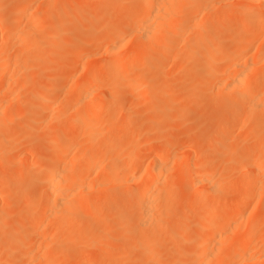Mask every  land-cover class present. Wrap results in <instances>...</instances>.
Listing matches in <instances>:
<instances>
[{
	"label": "rangeland",
	"instance_id": "374dc122",
	"mask_svg": "<svg viewBox=\"0 0 264 264\" xmlns=\"http://www.w3.org/2000/svg\"><path fill=\"white\" fill-rule=\"evenodd\" d=\"M28 1L29 0H3L0 3L3 10L2 19H0L2 20L0 23V28L2 27L5 34H7L9 40L8 45L11 44L9 45V48L8 46L6 47L8 50L1 54L2 61H6V59L8 60L11 57L13 58L17 51L21 49V44L24 46V42L27 43L25 44L27 47L24 49L22 48L23 54H28V57H25L28 60L25 62V65L23 63L22 65L19 64L17 66L21 73L24 72L25 75L24 77L19 78V83L21 81V85H23V91L21 89V91L24 92L23 96L21 95V92H19L17 95L22 96L19 97V100H17L18 98L16 97V94H10L7 97V100L9 97H16V99L14 98L16 101L12 99L13 102L15 101V104L17 103V108L15 111L16 113L14 111V113H12V111L9 110L11 113L3 112V114H0V122L2 123V125L0 123V133L3 136L0 137V146L2 147L3 145H7L11 148V152L8 154L3 156L0 155V191L3 192L2 198H0V264H25L23 263V259H25L24 257L27 255L26 253H28V255L34 254L33 261L36 262V252L42 253L47 247H49L46 250L51 249V251L49 254H47H56L57 248L59 246L70 247L69 249L75 255H78L82 252L84 253V251L87 250V254L84 256L85 259H83L84 257L81 258L82 260H85L86 263L83 261L85 264H88L87 261L90 258L91 259L89 261L95 260L97 263L108 262L109 264H121L128 258L126 260L128 262L127 264H141V257L144 248L142 243L139 241L138 236L135 235L133 237L117 240L112 235H114L115 232H122L130 236L133 233L136 234V232L139 230V227L136 224H131L127 229H124L122 218H124L126 215V209L124 208L126 203H132L131 205L135 207V199L132 197V202V199H130L131 197H127V195L133 196L136 193L134 191L137 190L136 186L141 185L143 181L145 182L149 179V177L147 178L146 175L148 176V172L152 167V160L157 155V153L161 154L162 152V150H160L162 148H159L160 146L158 143V147L156 144H153L155 145V153H153V149L151 147L154 146L151 145L150 147V141L173 142L176 144V152L175 150H172L174 153H171V160L176 153V158H181L183 156V161H186L187 159L190 162V166L194 162L196 166H200H197V169H192V171L194 170V174H196L195 171H197L198 175H192L193 172L189 171L183 172L185 174H180L179 172L182 170V168L180 170V167L177 168V170H179L177 174V166L175 165V167L173 163L171 164L170 160L168 162L169 165L165 167L166 170H162L163 173L161 174L163 176H161L162 180L159 181V185L169 192L167 198L169 202L167 204L169 205L167 206L165 213L162 214L161 218L159 219L161 222H159V228L163 231V235L161 245L159 248L157 247L156 250L157 259L152 261H158L160 264H195L196 260H194L190 254L194 250L199 251L203 237L199 233L188 230L190 228L205 227L209 218V215L206 213V207L208 206L209 202H204L202 208L200 209L193 205V199L200 190V186L196 179H198L201 174H204L202 165H204L206 168L205 172L212 170L214 172L213 175L215 172L219 173L216 174L217 178H214V176L211 174L209 175H211L212 180L217 183V186L219 183L222 191L225 192L224 203L225 207H227L232 200V197L239 191L240 182L242 179L246 175H249L247 174L249 169H247L245 165H249V161L250 163L254 164L252 157H254L253 160L256 161V164L264 162V109H262L264 107L259 106L261 104L264 105V98L261 100V102L259 101V107L257 106L256 110L254 109V112L249 114V108L247 107L246 99L240 101V105L238 107L233 105L232 100L235 101L237 99L236 96L240 94L238 91H232L233 96L234 94L239 93L238 95L234 96V99H232L233 96L232 93H229V89L227 90V88L223 89L219 87L222 85L221 82L228 83V81H230L229 79L232 78L231 76L229 79H227V81L225 78L228 75H232V71L231 73L229 71L230 74L227 73V76L223 75L221 77L220 75L214 74L207 82H205V79V81L203 80L205 68L204 61L206 62L207 60L209 62L212 56L209 51L206 50V45L210 46L208 47L210 48V51H214L213 55L216 54V62L215 64L212 63L214 66L210 63L211 61L206 63L215 67L216 70H219L225 63L233 59V57L237 54L231 46V38L236 36V41L239 42L240 39L246 38L250 35L252 30L257 28L253 22H246L238 19V7V10H236L234 15L232 12V14L228 13L230 12V6H238L235 4L236 2H239V5L242 3L244 4H242L243 7L242 5L239 6L240 9H246L244 8V6L246 7L245 3L240 0H219L220 2L216 0L214 3V0H211V5H209L208 8H211V12H209V10L205 11L206 13L203 15L205 16L208 12L207 16H214L213 19L211 18V20L215 21L213 22L209 20V17L208 20L210 23L206 24L209 21L206 20L207 16H205L204 22H207L204 23L206 26H203L205 30H202V33L193 27L192 30L189 29L190 31H187V33L185 32L182 37H169L168 35L167 38H164L163 32L160 33L157 39L156 48L147 49L142 45L139 47H134L133 44L137 39H135V32L133 31L134 33H132L131 31V33L127 35H122V37L125 36L124 38L127 41L123 40V38L121 40L123 43H115V47L117 45L119 46L118 49L113 46L114 50H111V43H106L99 40L95 41L94 38L99 39L101 31L109 27L111 24H113L115 28L114 30L117 32L121 26H123V24L135 20L137 13L141 9L139 5H141L144 0H93L90 2L86 0V2L84 0H69L66 4H62V0H37L36 2L32 3V5H30L32 8L28 7L29 10L24 8L25 5H22L23 7H21L24 8V10L26 9L25 11H22L21 7L19 6L20 11L17 16L19 25L15 30L11 22L12 18L14 17L13 15L15 10L17 9L18 5L24 3L27 4L26 2ZM39 4L40 6H37ZM185 5V8L188 9H192L196 6L191 2L184 3L183 6ZM253 7L254 10H256L257 6L253 5ZM223 10L225 11L224 13L227 12L225 17H228L230 14L228 18L231 23L226 20L224 22L223 20L219 21L218 18L222 15L221 12ZM215 15L216 17L218 16L217 21L215 19ZM35 16H37L36 19H34ZM28 18H30V23H33L32 19H34L36 23L35 25L42 27L41 31L39 30V27L35 28L34 30H26L23 27L25 29L24 30L22 26L25 24L26 27V20ZM193 22H195L196 28V23L198 22L197 20H181L179 23L180 30L184 32L185 28L194 25L192 24ZM22 23L24 24L22 25ZM240 25L245 26L244 30L240 29ZM54 28L57 29L55 32L56 38L52 37ZM260 28L263 31L262 33H264V23ZM195 30L198 32V36L196 35V37L193 35ZM203 33L205 35H203ZM262 37H264L263 34ZM195 39L199 41L198 43L202 44L204 42L205 45L200 44L199 47V44L197 45ZM208 39L210 41H208ZM164 40L167 41V43L173 48L169 54L161 57L163 52L160 44ZM13 42L15 43V46L17 42L19 45L15 47L12 44ZM126 42L127 46L125 45ZM119 44L122 47L125 45L123 47L124 49ZM120 47L121 49H119ZM198 47L202 50H199ZM15 49H17V51ZM252 50H250L251 52H249L244 59L247 57L249 58V56L252 58L254 54L257 56L256 54L258 52L254 51L255 47L254 50ZM131 51L133 53L135 52L136 54L134 53V55L137 56L136 58L138 61H136L135 64V73L138 72L137 75L133 74L131 76H127V78L123 77L124 80L122 77H118L119 79H116V76L112 80L115 81L116 79V81L112 83L113 85L111 82L104 83V81L107 79L103 80V83L101 84L105 85L108 83V86L110 84L112 86L116 85L115 88H126L128 91L131 90L132 92H136L139 89L138 93L140 95H138L143 99V101L141 99V102L148 101V104L147 102H144L136 108H129L128 106L126 107V103L124 101L127 102V95L125 96L126 98L124 95H122L117 100L105 104L103 107L104 112L116 113L118 115V120H122L125 114H127V119L129 117V121H127V125L125 124L124 126L119 127L120 129H117V132H107L105 137H100L99 133L104 128V131L110 130L113 121L112 123L111 121H100L95 123L94 126L98 132L97 134L95 132L96 135L94 134L93 139H91L93 142L91 143L102 144L100 142H108L109 144L110 139L114 138L115 136L122 138L121 134L122 136L124 134L123 137H126L125 135H127V133L130 134V132L133 131V134L137 131V135H135L137 137L134 136L136 141H134L132 137L133 135L129 136L128 134V136L133 139V144L135 142L136 146H139L138 144L144 141L141 144L144 146L146 142V144L149 143V146H140V148H143V151L138 150L136 152L137 154L133 153L130 155V157L126 156L121 159L118 158L119 160L114 157L112 160H107L110 161L108 162L107 166L104 164L106 161L102 166L104 167L103 169H105L104 172L106 173H110L109 168L114 166L116 168L122 166V164L125 166V163L129 161L130 163L131 161H133V163L136 161L137 163H141L142 166L136 175L130 176L127 174H117L118 176L116 177V175L113 176V174H111L108 178L109 175L104 173L102 174V179L100 178L98 181H102V183H105V185H100V182L96 186L95 184H97L98 181L93 185L89 183L91 186L88 184L87 189L92 190L88 191L90 195L88 196L87 194V198L85 195L84 197L82 195L81 197L79 196L78 199L81 198L80 200L83 201V204H86V207L83 206V210L88 212L87 214L90 215L89 217L93 222L91 226L93 228L91 226L86 228L85 226H76L75 228H71L72 226L70 227L69 225L67 228L61 229L62 231L64 230V233L66 232L65 234L62 233L64 235L62 239L64 242L57 243V239L54 244L51 243L52 247H50V243H38L37 237H39L40 234H44L45 236L50 234L49 236H51L53 231L56 233L57 230V233L59 234L60 229L58 228L56 222L62 216V213L57 210L58 212H56L59 216L56 217L57 214L53 216L54 213L51 215V211L56 210L53 209V206L51 207L48 205L47 207L38 203L36 200L27 201V198L29 194H33V196L36 198H39L44 194L46 182L49 178V172L57 162L61 148L71 139L73 134L78 133L79 131V127L76 126L73 128L72 123L74 120V115L71 110L74 101L73 96L79 95L78 93H80V91L85 87L83 83H77V81L80 79L79 75L85 74V72H88L92 67L100 66L101 68H104L103 64H105V60L111 55L124 57L125 54H130L131 56ZM126 52L129 53L127 54ZM207 55L209 56L208 59L210 60L207 59ZM177 58L180 59V63L183 62L182 65L185 64L184 67L181 65V68H177L180 67V63L178 64L177 62L179 59ZM253 58L252 60L249 59V62L254 61ZM173 60L174 62H177L179 66L177 65V67H175V69L177 68L175 72H173V69V73H170L168 76H166L164 71L169 66V62L172 63ZM249 62L247 63L248 66L246 65L249 67L248 72L251 71L250 66L252 67ZM253 67V71L251 72L254 74L255 71L256 78H259L260 80L262 79V82L264 80V71L258 70L259 72H257V64L253 65ZM253 74L252 77H255ZM248 75L250 76L251 73H248ZM221 78L222 81L220 80ZM250 79L253 83L254 81L252 80L254 78H251L250 76ZM102 85L101 89L99 87V89L97 88L98 90L96 89L97 94L106 93V87L108 86L105 87ZM129 85L130 89L127 88ZM103 87L105 89H103ZM59 89L68 91V95L63 98H58L57 90ZM126 89L125 91L127 92ZM2 91L3 89L1 88L0 93ZM250 91L252 92L253 90ZM144 94L147 95L143 98ZM1 95H3V92ZM190 95L191 97H189ZM122 97H124V99ZM239 97L240 95L238 98ZM86 101L87 100L84 101L82 99H78L77 102L84 104ZM13 102L10 101V104L12 105ZM14 103L12 105L13 108L16 107H14ZM87 103L88 102L85 104ZM258 108H260V110H258ZM186 111H191V115L188 117V119H184L183 117V114ZM253 114L254 116L251 118L250 115ZM247 119L250 121V124L245 129H227L231 125H237L242 120L247 121ZM95 127H93V129ZM138 127H140V130H138ZM59 128L65 131H70L72 128L73 129L71 133L67 132L68 134H66L64 138L57 141L56 143H53L52 138ZM2 129L4 130L3 132L5 135H3V132H1ZM224 129L225 131H223ZM139 131L141 133L140 136L138 135ZM220 131L223 132L220 133ZM145 135L147 136L146 138H148L147 141L145 139ZM137 139H142V141H138ZM137 141L140 143L137 144ZM177 141L179 142L177 143ZM193 142H197L195 148L192 145ZM237 143H239V145ZM115 146L116 147H109V149L107 147L108 151L113 153L111 154L112 158L113 155L116 156L114 153H119V147H121L119 150L123 149V147L120 145L117 146L116 144ZM53 147L56 149V155L54 157H49V153ZM78 148V146L76 148V145L75 147H72V153H76V155L77 153L79 154L80 151L77 150ZM190 148L193 150L189 151ZM229 149H231L232 152ZM186 151H188V156ZM248 151L250 153H247ZM182 152L185 154H182ZM206 152H212L215 155L212 157L206 155L203 156V162L202 158L199 156H202V153L206 154ZM72 153L71 155L74 156L75 154ZM179 153L181 156H179ZM251 153L252 156H250ZM254 154L255 156H253ZM186 156L187 158L184 160ZM241 156H246L248 158V162L245 160L247 164L243 163L245 161L241 162L242 160L239 158ZM249 157L251 160H249ZM73 158V163L79 159H76V157L74 159ZM182 158L180 159L181 162ZM199 158H201L200 162H203L204 164H200L198 160ZM245 158H243V160ZM191 161L193 163H191ZM24 163L27 164L25 171L22 173H17L16 170L18 167ZM256 164H254V166L259 165ZM191 167H193V165ZM69 168L66 171L61 170L60 172L62 176H66V179L67 177L70 178L72 175L70 174L72 172V165L71 169ZM222 172H224L225 175ZM262 173L264 174V167ZM262 173L260 179L264 178ZM205 175L206 174H204L203 177H205ZM171 176L173 177L171 178ZM193 177H195V180ZM111 178L114 180L117 179L118 181L115 180V182L111 185V183L107 182V179L110 182ZM263 182L264 181H260L256 188L258 191V188L263 189L262 194L264 192ZM89 187L92 189H89ZM73 189H71L73 192L68 190V193H71V196H69V194L67 196L71 198L73 197V194L78 188L74 186ZM256 190L255 194L258 195L260 191L257 192ZM127 191L128 193H125ZM6 196L7 198H5ZM158 196L156 197V204H160V201L163 199L162 195ZM69 197L68 199H71ZM253 198L256 199L255 196ZM85 199L87 201L89 200V203L90 200H92V203H85ZM128 199L131 201H128ZM94 201L95 203H93ZM252 201L256 203L255 200L252 199ZM97 202L98 204H96ZM262 203L264 204V200H262ZM220 214L225 215L227 212L223 210L220 212ZM54 217H56V220ZM75 217L76 216H71L68 219L73 222L76 220ZM53 220L55 221V224L52 222ZM47 221L49 223L52 222V226H50V228L53 227L51 228L52 231L50 230L51 233L48 230L50 224H47L48 227L45 224ZM43 225H46L45 229ZM105 227H108V232H111L112 235L111 233H106L105 230L107 229H104ZM68 228L71 229L68 230ZM47 230L49 234H47ZM23 232H25V235ZM68 235H71L72 238L71 236V239H69V237L66 238ZM59 236H61V234ZM94 238L97 239L95 240ZM25 239L29 242V245H31V247L29 246L27 250L23 246ZM95 245H99L98 248L94 249ZM243 247L244 246H242V248ZM40 248H42V251ZM242 248L240 247L237 250L240 251ZM30 249H32L33 254L31 253ZM239 251H237V253ZM199 252L201 253V251ZM88 254L89 256H87ZM233 254L231 257H235L237 255L236 252V255L233 256ZM148 264H157V262H151Z\"/></svg>",
	"mask_w": 264,
	"mask_h": 264
},
{
	"label": "bare ground",
	"instance_id": "6f19581e",
	"mask_svg": "<svg viewBox=\"0 0 264 264\" xmlns=\"http://www.w3.org/2000/svg\"><path fill=\"white\" fill-rule=\"evenodd\" d=\"M1 1H3V0H0V3H1ZM36 1L37 0H29L28 2H26L27 4L24 3L21 5H18V7L15 10V13L13 15L14 17L12 18V21H11L12 26L15 30H16L17 26L19 25L18 21H17V16H18L19 11H20L19 8L22 5L23 6L25 5L24 8H27V10H29V8L31 7L30 5H32V3L36 2ZM68 1L69 0H62L61 3L66 4ZM86 1L90 2L93 0H86ZM215 1L216 0H214V3H215ZM236 1H238V0H236ZM240 1H243L245 3L246 7L244 6V8H246V9L242 8L244 5L243 3H242L243 5L242 4L239 5L238 4L239 2H236L235 4L238 6H235L233 3L234 6H230V8H229L230 12H228V13L232 12L234 15V13H236V10H238L237 9V7H238L239 8V11H237V12H239L238 13V19H240L242 21H246V22H253L257 28L252 30L250 35L247 36L246 38L240 39L239 42L236 41V36H233V37L231 36L232 38H231L230 43H231V46L233 47V49L236 51L237 54L233 57V59H231L227 63H225L221 67V69H219V70H216L215 67H213L214 66L213 64H215V62H216V56H215L216 54L213 55L214 51H210V48H208L210 46L206 45V47H205L206 50L209 51V53L213 56L212 57L210 55L211 56V60H210V59H208L209 58V56H208L209 54H208L207 59L211 61V62L209 61L211 64L213 63L212 64L213 66H211L210 64L208 65L207 63H209V62L207 60H206L207 63L204 61L205 68H204L203 80L205 79L206 81L205 80L204 81L207 82L210 79V77L213 76L214 74L220 75L221 77L223 75L227 76V73L230 74L232 71V75H228L227 77L225 76L226 78L223 77L227 81V79H229V77L231 76L232 78L229 79L230 81H228V83L227 82H225V83L221 82L222 85H220L219 87L223 88V89L227 88V90L229 89V93H232L233 90L238 91L240 93V94L238 93L240 95V97L238 98L239 95L237 93L234 94V96H236V95H238V96H236L237 99L235 98L236 99L235 101L232 100L233 105L235 107H238L240 105L239 102L242 101L243 99H246L247 100V102H246L247 107L249 108L248 113L252 114L254 112L253 110L254 109L256 110L257 106L259 105V101L261 102V100H263V98H264V80L261 82L262 79L260 80L259 78H256V75H255L256 72L254 71V74L251 72V71H253V69H252L253 65H256V64H257V68H256L257 72L262 71V70L264 71V37H262V34L264 36V33H262L263 31L260 28L264 23V17H263V15H264V4H263L264 2L263 1L264 0H240ZM190 2L194 3L196 6L192 9L185 8L187 4L185 6H183L184 3H190ZM210 2H211V0H144L141 3V5H139V7L141 9L137 13V17L135 20H133L132 22L131 21L126 22L125 24H123V26H121V28L117 32H115V30H114L115 28H114L113 24H111L109 27H107L101 31V34L99 35V39L94 38V40L95 41L99 40L102 42L111 43L112 44L111 50H114L113 48L115 47V43H120V42L123 43L121 40L125 36L122 37V35H127V34L131 33V31H132V33H134V32L136 33V34L134 33V35L136 36L135 39H137L133 44L134 47H139L142 45V46H145V48H147V49H154V48H156L157 39H158L160 33L164 32L163 36H164V38H167L168 35H169V37L170 36L182 37L183 34H185V32L187 33V31H190L189 29L192 30L193 27H194V29H197V31H199V32H201L202 30H205V28H203V26L204 25L206 26V24H209L210 23L209 20H211V18L213 19V17H214V16H209L210 19L208 20L209 17L207 16V14H208V12H207V14L205 16H207L206 20L209 22L208 23H206L207 21L204 22L205 16L203 14L206 13L205 11L209 10V12H211L210 11L211 8L208 9L209 5H211ZM229 5H231V4H229ZM241 5H242V7H241L242 9H240V7H239ZM253 5L257 6L256 10H254ZM37 6H40V4ZM22 7H21V10L25 11L26 9L24 10V8H22ZM225 10H228V9H225ZM224 12H225L224 10L221 12L222 15L218 18L219 21L223 20V22H224L226 20V21L230 22L229 18H228L230 16V14L228 15V17H225L227 15V12L226 13H224ZM2 15H3V10H2L1 5H0V19H2ZM36 17L37 16H35L34 19H36ZM217 17L215 15L216 21H217ZM30 18H28L26 20V27H25V24L22 23V25L24 24V26H22V28L24 27L26 30L27 29L34 30L35 28L39 27L38 25L37 26L35 25L36 23H35L34 19H32L33 23H30L31 22ZM32 18H33V16H32ZM184 19L189 20V21L197 20L198 24L196 23V28H195V22H193L192 24H194V25H191V26H188L187 28H185L184 32L181 31L180 27H179L180 26L179 23L181 20H184ZM1 21L2 20H0V23H1ZM28 21H29V23H28ZM211 21H213V20H211ZM204 23H206V24H204ZM233 23H234V21H233ZM42 24H43V22H42ZM39 25H41V24H39ZM0 26H1V24H0ZM240 26H241L240 29L244 30L245 26L244 25H240ZM1 29H2V27L0 28V90H1V88L3 89V91H2L3 95H1V93H2L1 92L0 93V114H3V112L7 113V112H9V110H11L12 113H14L16 111V108H17V106H16L17 103L16 104L14 103L16 101L15 100L16 97L18 98L17 100H19V97L23 96V93H24V92H22L23 91V89H22L23 85H21L22 84L21 81L19 83V78H22L25 75H24V72L21 73L20 69H18L17 66L19 64L22 65L23 63L25 65V62L28 61L25 57L26 56L28 57V54L26 52H25L26 54H23V49L25 47H27V46H25V44H27V43L24 42L25 41L24 40L23 41L25 43L24 46H23V44H21L22 47L20 50L17 51L18 48L15 49L17 51V53L15 56L13 55L14 56L13 58L11 57L12 59L10 58L8 60L6 59V61H2L1 54L4 51L8 50V48L10 47L9 45H11V44L8 45L9 40H8L7 34H5L3 29L1 31ZM41 29H42V27L40 26L39 30L41 31ZM28 31H27V33H28ZM56 31H57V29L54 28L53 29L54 33H52L53 34L52 37L56 38V33H55ZM197 31L195 30V32L193 34V35H195L194 37H196V35L198 34ZM236 33H237V31H236ZM96 35H98V34H96ZM134 35H132V36H134ZM203 35H205V34L203 33ZM132 36H131V38H132ZM29 37H30V35H29ZM52 37H51V39H52ZM123 40L127 41L125 38ZM165 40L162 41V43L160 44L161 45L160 47H162V52H163L161 57H164L166 54H169L171 52V49L173 48ZM195 41H196L197 45L199 44V47H200L201 43H198L199 41H197L196 39H195ZM208 41H210V40L208 39ZM29 43H28V45H29ZM12 44L14 45L15 43L13 42ZM126 44H127V42L125 43V45ZM17 45H19L18 42H17L16 46ZM125 45H123V47ZM201 45H205L204 42ZM7 46H8V48H6ZM118 47L119 46L117 45L115 48L118 49ZM121 47L119 49H121ZM254 47H255V50H254ZM252 48L254 51H256L258 53L256 54L257 56H255V54L253 55V53H252V55L254 56V58L252 56L254 61L249 62V59L252 60V58H250V56H249V58L247 57L248 59L247 58L244 59V58L246 57V55H248L249 52H251L250 50H252ZM199 50H202V49L199 48ZM203 51H204V49H203ZM126 53L128 54L129 52H126ZM131 53H132L131 56H130V54H128V55L125 54L126 57L125 56L124 57L123 56L117 57V56L111 55L110 57H108L105 60V62H104L105 64H103L104 68L103 67L101 68L100 66L99 67H92L88 72L86 71L87 73L85 72V74L79 75L80 79L78 78L79 81H77V83L81 82L85 85V87L82 89L83 91L81 90L82 92L80 91V93H78L79 95L73 96L74 101H73V105L71 107V110H72L73 115H74V120H73L72 125H73V128H75L76 126L79 127V131H78V133L73 134L71 139L68 142H66L63 145V147L61 148L60 155L57 158V162L55 163L52 170L49 172V178L47 179V182H46L44 194L42 196H40L39 198L34 197L33 194H29L28 198H27V201L36 200L38 203L45 205L47 207H48V205H50L51 207L53 206L54 207L53 209H56V210L51 211L52 212L51 215H53V213H54L53 216H55L57 214L56 217H58L59 216L57 213L58 211L62 213V216L56 222L58 228L60 229L59 234L57 233L58 232V230H57L56 233H54V231L52 233L55 235L51 234V236H49L50 235L49 232H50L51 228H53V227L50 228V226H52L51 223L54 222V224H55V221L53 220L51 223H49L48 221H47V223L44 222L46 225L48 223L50 224L49 229H48L49 232L47 230V232H48L47 234H49V235L45 236L44 234H42V235L40 234V236L37 237L38 243L39 242H44V244L50 243V247H52L51 243L54 244L57 239H58L57 243L64 242L62 239L64 236L63 234H65L66 232L64 233L63 232L64 230L62 231L61 229H65L69 225H70V227L72 226L71 228H75L76 226L77 227L85 226V228L91 226L93 223L92 219L89 217L90 215L87 214L88 212L83 210V206H85L86 204H83V201L80 200L81 198L78 199L79 196L81 197L83 195V197H84V195H85V197H86L87 194L89 196L90 194L88 191H92V190L87 189L88 184L91 183V185H93V184L97 183V181L100 180V178L102 179V174L106 173V172H104L105 169H103L104 167L102 166L105 161L107 163L105 162L104 164L107 166L108 162H110L107 160H112V159H114V157H116L117 159L118 158L121 159V158H124L126 156L130 157L131 154L136 153L138 150L143 151V148H140V146L141 147H144L146 145L149 146V143L146 144V142H145V145L143 146L141 143H143L144 141L141 143L138 142L140 139H137L138 141L136 142L137 144L140 143V144H138L139 146H136L135 142L133 144V139H134V141H136L135 137H137V136H135V135H137L136 134L137 131L133 134H132L133 131H131L130 134L127 133V135H125L126 137H123L124 134H123V136L121 134L122 138H118L117 136H115L116 139H115V137L111 138L109 144H108V142H106V143L100 142L103 145L91 143V142H93L91 139H93L95 132H96V134L98 132V131H96V127L94 126L95 123L100 122V121L101 122L111 121V123H112V121H113V123L110 127V130H107V128H106L107 131H104L105 130V128H104L102 131L100 130L101 132L99 131L100 137L101 136L105 137L107 132H109V131L114 132L117 129H120L119 127L124 126L125 124L127 125V121H129V117L127 119V116H128L127 114H125L126 117L124 116L123 119L121 118L122 120H120V119L118 120L117 119L118 115L116 113L104 112L103 107L105 104H107L111 101L117 100L122 95H124V97L127 95V102L124 101L126 103V107L128 106L129 108H136L141 103L143 104L144 102H147V104H148V101L141 102L142 98L139 97V95H140L138 93L139 89L136 92H132L131 90H130L131 91L130 92L125 88L128 92L127 93L124 88H123L124 89L123 90L121 88L120 89H118L117 87L115 88L116 85L112 86L113 85L112 83L115 82L116 79H119L122 77V79L124 80L123 77L127 78V76H131L133 74L137 75L138 72L135 73V64H136V61H138L136 58L137 56L134 55L135 52L133 53L131 51ZM177 59H179V58H177ZM177 59H174V60H177ZM242 59H244V60H242ZM174 60L172 61V63L169 62L170 67L168 66L165 69L164 74L166 76H168L170 73L175 72V70L177 68H181V65L183 62L180 63V59H179L177 62H178V64L180 63V67H177L178 64H177V62H174ZM141 62H142V59H141ZM248 62H249V64L252 65V67L250 66V68H251V71L249 70L250 72H248V68H249V67H247ZM184 65L185 64H183L182 66L184 67ZM175 67H177V68L175 69ZM19 68H20V66H19ZM173 69H174V71L172 72ZM235 70H236V72H235ZM140 71H141V69H140ZM229 71H230V73H229ZM233 73H234V75H233ZM248 73H251V75H250L251 78H254L252 80V81H254L253 83L251 82V79H250V76L248 75ZM252 74L255 75V77H252ZM116 76H117V78L115 79V81H112L113 78H115ZM247 76H248V78H247ZM246 78H247V80H246ZM105 79H107L109 81H107ZM103 80H105L104 83L105 82H109V83L111 82L112 85L110 84L108 86V83L105 85L103 84L105 87L108 86V87H106V90H107L106 93L105 94H97L96 89L98 87L101 89V85H102L101 83H103ZM220 80L222 81V78ZM127 88L130 89V85ZM192 88H193V86H192ZM21 89H22V91H21ZM103 89H105V88L103 87ZM250 90H253V91L251 92ZM57 91H58L57 92L58 98H63V97L68 95L67 94L68 91H65V90L63 91V89H59ZM223 91H225V90H223ZM19 92H21L22 96L17 95ZM10 94H16L17 96L15 95L16 96V97H14L15 99L13 97L12 98L9 97L8 98L9 101H8L7 97ZM146 95L147 94H144L143 98ZM232 96H233V93H232ZM234 96L232 99H234ZM124 97H122V98L124 99ZM189 97H191V95ZM12 99H14L15 101L13 102ZM78 99H82L84 101L87 100L86 102H88V103L87 104H85L86 102L84 104L79 103V102H77ZM10 101L14 103V107L16 106L15 108H13V106H12L13 103H12V105L10 104ZM79 101H81V100H79ZM142 101H143V99H142ZM243 102H245V101H243ZM259 106L264 107V105H262V104ZM262 109H264V108H262ZM258 110H260V108H258ZM11 111L9 113H11ZM255 114H257V113H255ZM190 115H191V111H186L183 114V117H184V119H188V117ZM250 116L252 118V116H254V114L250 115ZM251 118H250V120H251ZM117 120L120 122H118ZM249 122L250 121L248 119H247V121L242 120L237 125H231L227 129H234V128L245 129L250 124ZM1 125H2V123H1ZM93 127H95V128L93 129ZM140 127H138L139 128L138 130H140ZM0 129H1V127H0ZM72 129L70 131H65V130H62L61 128L57 129L55 135L52 138V142L56 143L57 141L61 140L62 138H64V136L66 134L71 133ZM3 131L4 130L2 129L1 132H3ZM223 131H225V129ZM223 131H220V133ZM139 133H140V131H139ZM139 133H138V135L140 136L141 133L140 134ZM128 134H129V136L133 135L132 136L133 139H131L128 136ZM3 135H5V133ZM0 137H3L1 133H0ZM146 137L147 136L145 135V139L147 141L148 138H146ZM242 140H244V139H242ZM140 141H142V139ZM179 141H177V143ZM168 142H170V141H168ZM168 142H163V141L151 142L150 141V147H151V145L154 146V147H151L153 149V153H155V151H154L155 145H153V144H156V146L158 147V145H157L158 143L160 146L159 148H162V149H160V150H162V152H161V154H158V153H157V155L155 154L156 156L152 160L153 161L152 167L150 168V170L148 172V176L146 175V177L147 178L149 177V179L145 182L143 181L144 183L142 182L141 185L136 186L137 190L134 191L136 193L133 196H128L126 194L127 197H131L130 199H132V197H133V199H135V207H133L131 205L132 203L131 204L130 203L125 204L124 208L126 209V215L124 216V218H122L123 228L127 229L131 224H136L139 227L138 232H136V234L133 233L130 236L128 234L122 233V232H115V234L113 233L114 235H112L111 232H108L109 231L107 229L108 227L104 228V229H107V230H105L106 233H111V235L114 238H116L117 240L129 238V237H133V236L137 235L139 238V241L142 243L143 248H144L143 254L141 257V264H148L151 262H157V264H160L158 261H152V260L157 259V257H156L157 251L156 250H157V247L159 248V246L161 245L163 231L160 230V228H159V222H160L159 219L161 218L162 214L165 213L167 206L169 205V204H167V203H169L168 199H167L169 192L167 190L163 189L159 185V181L162 180L161 179L162 178L161 176H163L161 174V173H163L162 170L165 169V167L167 165H169L168 162L171 160V153L176 149L175 143H173V142L168 143ZM183 143H185V142H183ZM241 143H242V141H241ZM116 144H117V146H119V145L122 146L123 149L119 150L121 148V147H119V149H118L119 153H114L116 156L113 155V158H112L111 154H113V153H110L108 151V149H109V147H116L115 146ZM231 144H233V143H231ZM237 144L239 145V143H237ZM75 145H76V148H77V146L79 147L77 150L80 151L79 154L77 153V155H76V153H72L73 151H71V150H73L72 147H75ZM111 145H114V146H111ZM192 145L195 148V145H197V142H193ZM135 146L138 148H136ZM107 147H108V149H107ZM230 147H232V146H230ZM151 148H150V150H151ZM187 148H189V147H187ZM190 149H189V151L193 150L192 148H190ZM229 150H231V149H229ZM55 151H56V149L53 147V149L49 153V157H54L56 155ZM252 151H254V150H252ZM9 152H11V148L9 146H7V145H3L2 147L0 146V155L1 156L6 155ZM106 152L108 155L106 154ZM175 152H176V150H175ZM186 152H187L186 154L188 156V151H186ZM231 152H232V150H231ZM71 153L75 154V155L73 156V155H71ZM183 153L184 152H182V154ZM247 153H250V152L248 151ZM252 153H251V155L250 154L249 155L252 156ZM256 154H257V152H256ZM152 155H154V154H152ZM201 155L202 156H199V157L202 158L205 155L212 157L215 154L212 152H206V154L202 153ZM179 156H181V154ZM187 156L184 158V160L187 158ZM253 156H255V154ZM73 157L74 158L76 157V159L77 158H79V159H77V161H75L73 163V160H72ZM176 157H177V155L175 153V155L173 156V158L171 160V164L173 163L174 166L175 165L177 166V167L175 166L176 170L179 167H180V170L182 168V170H181L182 172L181 171L179 172V170L176 171L177 174H178V172L180 174H182L185 171L186 172L189 171V172H193L192 175H198L197 171H195L196 174H194V170L192 171V169H194V168L197 169L198 168L197 166H199V165L196 166L195 162L193 163L191 161V163H193L192 164L193 167H191L192 165L190 166V162L187 159H186V161H183V158H182L183 156L181 157L182 162L180 160L181 159L180 157H178V158H176ZM245 157L244 156L239 157V158H241L240 160H242L241 162L248 159L247 157L246 158ZM201 158L198 159L199 162L201 161ZM243 158H245V159L243 160ZM252 158L254 159V157H252ZM253 159H252L253 163L256 164L255 163L256 161H254ZM202 160H203V158H202ZM249 160H251L250 157H249ZM203 162H204V160H203ZM203 162H200V164L201 163L204 164ZM247 162H248V160H247ZM243 163L247 164L246 161ZM248 163H249V165H245V164L244 165L246 166L247 169H249V171H247V174H249V175H246L242 179V181L240 182L239 191L236 193V195H234L232 197V200L230 201V203L227 207H225V203H224L225 192L222 191L221 186H219V183L217 186L216 185L217 183H215V181L212 180L211 175H213L214 172L212 170H210V171L208 170L207 172H205L206 168L204 165H202V167H203L202 169H204L203 172L206 175H205V177H203L204 174H201V176L199 174L200 177L198 179H196L199 186H200V190L197 192V195L193 199V205H195L197 208L200 209V208H202V205L204 202H209L208 206L206 207V213L209 215V218L207 220V224L205 227L190 228L188 230V231H194L196 233H199L203 237L202 243L199 247V251H201V253L199 251L194 250L190 254L191 257L194 260H196L195 264H264V204L262 203V200H264V192L262 194L263 189H260V188H258V189L261 193L258 190H256L260 181H264V178L260 179L261 173H262L263 167H264V162L263 163L261 162L260 164L258 163L259 165L256 164L258 166H254V164L250 163V161ZM194 164H195V166H194ZM71 165H72V172L70 174H72V175L70 178L67 177V179H66V176L65 175L62 176L60 174V172H61V170L62 171L68 170L69 167H70L69 169H71ZM141 166H142L141 163H137L136 161H135V163H133V161H131V163H130V161H129V162L125 163V166H124V164H122V166H119L116 168H115V166L112 168H109L110 173H106V174L109 175L108 178L110 177L111 174H113V176L116 175V177L118 176L117 174H127L130 176H133V175L137 174V172L139 171ZM247 166H249V167H247ZM26 167H27V164L24 163L20 167H18L16 172L22 173L25 171ZM109 167H111V166H109ZM213 170H215V169H213ZM207 173H208V175H207ZM222 173L224 174V172H222ZM183 174H185V173H183ZM209 174H211V175H209ZM216 174H219V173L215 172V174L213 175L214 178H217ZM262 175H264V174L262 173ZM103 176H105V175H103ZM113 176H111V177H113ZM172 177L173 176H171V178ZM193 179L195 180V177H193ZM115 180H117V179H115ZM115 180L111 178L110 182L108 181V179H107V182L111 183V185H112V183H114ZM92 182H94V183H92ZM100 182H101L100 185H102V184L105 185V183H102V181H98V183L95 185L97 186ZM194 182H196V181H194ZM74 186H76L78 189H76L77 191L73 194V197L71 198V197H69V196H71V193L69 194L68 190L73 189ZM90 188L91 187H89V189ZM170 188H172V187H170ZM263 188H264V186H263ZM255 190L257 192H259L260 194L258 193V195H256ZM125 193H128V191ZM68 194H69V196H67ZM2 195H3V192L0 191V198H2ZM158 195L163 196V199L160 201V204L158 203L159 200L157 202L158 204L155 203L156 197ZM254 196L256 197V199L253 198ZM68 197L71 198L72 200L68 199ZM5 198H7V196ZM130 199H128V201ZM133 199H132V202H133ZM159 199H160V197H159ZM169 199H170V197H169ZM252 199L255 200L256 203L254 201H252ZM85 201H84L85 203H89V200L87 201L85 199ZM91 203H92V200H90L89 204H91ZM93 203H95V201ZM96 204H98V202ZM155 204H156V206H155ZM85 207H84V209H85ZM223 210H225L227 212V214L221 215L220 212ZM71 216H76L75 217L76 220H74L72 222L70 219H68ZM56 217H54V219ZM46 225H43L44 229H45ZM47 227H48V225H47ZM91 227H90V229H91ZM71 228H68V230ZM94 228H96V227H94ZM98 228H99V226H98ZM65 231H67V230H65ZM23 233L25 235V232H23ZM60 234H61V236H59ZM104 234H105V232H104ZM182 235H184V234H182ZM70 236L68 235V236H66V238L69 237V239H71L72 236H71V238H70ZM23 246L26 250L28 249L29 246L31 247V245H29V242L26 239L24 241ZM98 246L95 245L94 249L98 248ZM242 246H244V247L242 248ZM245 246H247V247H245ZM240 247L242 249H240V251L237 250ZM48 248L49 247H47L46 249H48ZM69 248L70 247H68V246H59L57 248V253L51 254V255H48L50 253L51 249H49V250L45 249L42 253L40 252L41 254L34 250L36 252V253L34 252L35 257H36L35 260H36L37 264H82L83 261L85 262V260H82L81 258L86 256L85 254H87V252H86L87 250L84 251V253L82 252L78 255H75L71 252V250ZM40 249L42 251V248H40ZM30 250L32 253V249H30ZM38 250H39V248H38ZM236 250L239 252L237 253ZM28 252H30V251H28ZM154 252H155V254H154ZM235 252L237 255L235 254ZM231 253L233 254V256L234 255H236V256L231 257V255H232ZM26 254L27 255H25V257H24L25 259H23L24 260L23 263L32 264L34 262L33 261L34 260L33 259L34 254L33 253H32L33 255H28V253H26ZM38 254H39V256H38ZM89 254L87 256H89ZM83 259H85V257ZM89 260L87 261V258H86V261L88 262V264H109L108 262L97 263L95 260L94 261L93 260L89 261ZM126 260L123 261L121 264H127L128 262ZM36 262H34V263L36 264ZM85 263H83V264H85ZM161 264H164V263H161ZM166 264H168V263H166Z\"/></svg>",
	"mask_w": 264,
	"mask_h": 264
}]
</instances>
